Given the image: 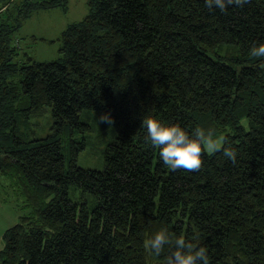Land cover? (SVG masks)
I'll return each instance as SVG.
<instances>
[{"label": "trees", "instance_id": "trees-1", "mask_svg": "<svg viewBox=\"0 0 264 264\" xmlns=\"http://www.w3.org/2000/svg\"><path fill=\"white\" fill-rule=\"evenodd\" d=\"M64 2L0 0V186L21 199L0 264H166L168 246H143L164 228L195 237L209 264H264V58L249 51L264 43V0L225 12L205 0H88L59 35L60 57L20 52L14 33L32 8ZM85 109L112 118L101 170L76 164ZM43 116L45 135L25 127ZM147 117L190 136L214 129L236 159L205 152L199 170L173 171L146 140Z\"/></svg>", "mask_w": 264, "mask_h": 264}, {"label": "clouds", "instance_id": "clouds-1", "mask_svg": "<svg viewBox=\"0 0 264 264\" xmlns=\"http://www.w3.org/2000/svg\"><path fill=\"white\" fill-rule=\"evenodd\" d=\"M250 2L251 0H205V5L210 11L219 9L220 12H225L229 6L243 7ZM249 51L253 58H264V43H253ZM260 67L264 68V64ZM100 121L111 124L112 118L108 114H101ZM142 124L147 128L146 140L159 149L160 159L173 171L199 170L203 166L202 156L205 152L213 155L222 151L226 158L233 162L236 159V151L224 147L226 138L219 136L214 129L197 127L190 136L178 124H165L152 117L144 118ZM194 241L195 237L189 240L164 228L145 239L143 246L150 256H160L165 246H168L171 251L166 257V264H209L207 249Z\"/></svg>", "mask_w": 264, "mask_h": 264}, {"label": "rangeland", "instance_id": "rangeland-1", "mask_svg": "<svg viewBox=\"0 0 264 264\" xmlns=\"http://www.w3.org/2000/svg\"><path fill=\"white\" fill-rule=\"evenodd\" d=\"M22 0H14L19 3ZM88 12V0H65L63 5L53 8H32L29 17L22 26L14 33L13 41L20 47V52L25 51L35 60L48 61L60 57L58 40L61 31L69 24L80 21ZM104 114L100 110L85 109L82 112V120L90 125V129L74 134L77 140L85 138L86 144L77 155L76 164L86 168L103 169L104 153L107 144L114 139L115 130L111 124L101 122L100 116ZM39 119L31 118L30 123L25 125L28 130L38 131L44 134L49 129L45 124V116ZM63 146H68V136H62ZM1 194L9 201H2L9 210V216L17 222L20 214V201L11 188L1 187ZM69 195L72 199H80L82 192L74 187L69 188ZM2 203V204H3ZM92 206V204L90 203ZM10 219V221H11ZM1 227V226H0ZM9 227V224H8ZM2 238V234H1Z\"/></svg>", "mask_w": 264, "mask_h": 264}, {"label": "crops", "instance_id": "crops-1", "mask_svg": "<svg viewBox=\"0 0 264 264\" xmlns=\"http://www.w3.org/2000/svg\"><path fill=\"white\" fill-rule=\"evenodd\" d=\"M3 202L0 199V226H1L0 227V249L3 246V241H2V238H1V234L3 233V231L6 228H8V224H9V227H10V226H12L13 224L16 223L15 218L13 220L10 218L9 213H8L9 210H6L8 208H7V206L4 205ZM10 219H11V221H10Z\"/></svg>", "mask_w": 264, "mask_h": 264}]
</instances>
